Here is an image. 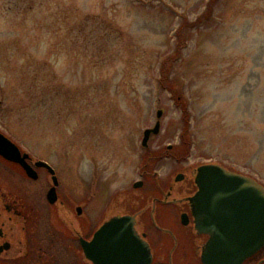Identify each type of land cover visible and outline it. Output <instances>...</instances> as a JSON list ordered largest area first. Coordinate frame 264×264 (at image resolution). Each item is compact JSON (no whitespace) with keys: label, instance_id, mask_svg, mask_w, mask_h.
<instances>
[{"label":"rangeland","instance_id":"rangeland-1","mask_svg":"<svg viewBox=\"0 0 264 264\" xmlns=\"http://www.w3.org/2000/svg\"><path fill=\"white\" fill-rule=\"evenodd\" d=\"M0 131L75 185L93 228L154 192L144 171L208 160L264 183V0H0ZM4 159L0 194L38 206L49 177L21 186Z\"/></svg>","mask_w":264,"mask_h":264},{"label":"flooded vegetation","instance_id":"flooded-vegetation-1","mask_svg":"<svg viewBox=\"0 0 264 264\" xmlns=\"http://www.w3.org/2000/svg\"><path fill=\"white\" fill-rule=\"evenodd\" d=\"M163 157L164 153H161L152 159ZM28 161L35 167L32 156ZM15 165L27 176L20 164ZM197 166L178 168L175 175L160 181L144 171L145 180H138L142 182L140 187L153 182L154 192L141 194L136 211L131 213L137 215L138 230L146 235L151 245L152 264H203L201 247L208 237L196 233L189 201L199 189L195 182ZM37 171L38 178L27 176L18 182L22 186L27 182L41 181L42 175L49 177L45 185L43 180L37 188L42 193L38 206L29 204L24 195L18 194V185L17 190H8L16 192V198L0 194V264H94L86 256L83 240L91 241L98 227L91 226L92 220L84 210L85 205L74 200L75 185L65 189L61 173L55 168L58 199L51 202L48 192L54 185L53 174L44 167L37 168ZM180 174L183 177L177 180ZM66 191L69 195L64 194ZM163 210L172 214L174 225L161 220ZM150 231L158 234V241H153ZM243 264H264V247Z\"/></svg>","mask_w":264,"mask_h":264},{"label":"water","instance_id":"water-1","mask_svg":"<svg viewBox=\"0 0 264 264\" xmlns=\"http://www.w3.org/2000/svg\"><path fill=\"white\" fill-rule=\"evenodd\" d=\"M157 116H162V110ZM159 132L160 120L145 130L143 145H148L151 134ZM0 154L21 164L31 178H38L37 170L27 160L30 155L22 153L2 132ZM35 166L45 167L53 174L54 185L48 199L55 202L58 199L55 169L44 160L36 161ZM182 177L180 174L177 180ZM195 182L199 189L189 201L196 233L208 237L201 247L203 264H243L264 247V186L215 162L198 165ZM141 185V181L134 184ZM137 220V215L131 213H118L105 220L91 241L83 240L88 259L94 264H152L151 245L138 230Z\"/></svg>","mask_w":264,"mask_h":264}]
</instances>
